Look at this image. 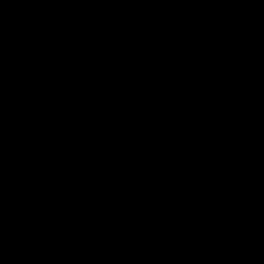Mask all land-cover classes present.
I'll return each instance as SVG.
<instances>
[{
	"label": "water",
	"instance_id": "obj_1",
	"mask_svg": "<svg viewBox=\"0 0 264 264\" xmlns=\"http://www.w3.org/2000/svg\"><path fill=\"white\" fill-rule=\"evenodd\" d=\"M0 264H264V0H0Z\"/></svg>",
	"mask_w": 264,
	"mask_h": 264
}]
</instances>
